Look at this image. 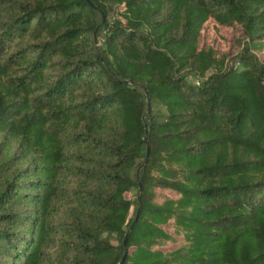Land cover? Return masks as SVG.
Returning a JSON list of instances; mask_svg holds the SVG:
<instances>
[{
	"label": "trees",
	"instance_id": "obj_1",
	"mask_svg": "<svg viewBox=\"0 0 264 264\" xmlns=\"http://www.w3.org/2000/svg\"><path fill=\"white\" fill-rule=\"evenodd\" d=\"M125 249L264 264V0H0V264Z\"/></svg>",
	"mask_w": 264,
	"mask_h": 264
},
{
	"label": "water",
	"instance_id": "obj_2",
	"mask_svg": "<svg viewBox=\"0 0 264 264\" xmlns=\"http://www.w3.org/2000/svg\"><path fill=\"white\" fill-rule=\"evenodd\" d=\"M89 4H91V2L89 1ZM125 82H128V81H125ZM145 118V115H143V119ZM148 151H149V147H147V152H146V158H147V154H148ZM146 160V159H145ZM141 190H142V185L139 183V188H138V193H137V198L138 200L140 201L141 199ZM140 209H141V206L138 207V209L136 210V214H135V217L133 219V221L131 222V224L129 225L128 227V230L125 232L124 234V238H123V245L125 246L126 245V241H127V237H128V234H129V231L132 229V226L135 224V222L137 221L138 219V216H139V213H140ZM126 249H125V252L124 254L122 255V258H121V261L119 264H123L124 263V260L126 258Z\"/></svg>",
	"mask_w": 264,
	"mask_h": 264
},
{
	"label": "rangeland",
	"instance_id": "obj_3",
	"mask_svg": "<svg viewBox=\"0 0 264 264\" xmlns=\"http://www.w3.org/2000/svg\"><path fill=\"white\" fill-rule=\"evenodd\" d=\"M134 193H135V190L134 191H131L130 193H128L127 196L133 197V194ZM130 215H132V211H131Z\"/></svg>",
	"mask_w": 264,
	"mask_h": 264
}]
</instances>
